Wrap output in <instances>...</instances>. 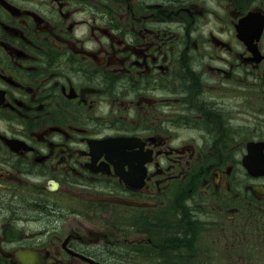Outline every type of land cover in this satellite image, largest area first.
<instances>
[{"label":"flooded vegetation","instance_id":"flooded-vegetation-1","mask_svg":"<svg viewBox=\"0 0 264 264\" xmlns=\"http://www.w3.org/2000/svg\"><path fill=\"white\" fill-rule=\"evenodd\" d=\"M0 264H264V0H0Z\"/></svg>","mask_w":264,"mask_h":264},{"label":"rangeland","instance_id":"rangeland-1","mask_svg":"<svg viewBox=\"0 0 264 264\" xmlns=\"http://www.w3.org/2000/svg\"><path fill=\"white\" fill-rule=\"evenodd\" d=\"M212 231H216V230H212ZM212 231H211V233H210V239H211V240H213V238L216 237L215 234L212 233Z\"/></svg>","mask_w":264,"mask_h":264}]
</instances>
